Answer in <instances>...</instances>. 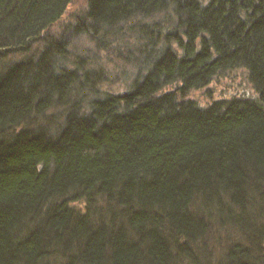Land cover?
<instances>
[{
	"label": "trees",
	"instance_id": "trees-1",
	"mask_svg": "<svg viewBox=\"0 0 264 264\" xmlns=\"http://www.w3.org/2000/svg\"><path fill=\"white\" fill-rule=\"evenodd\" d=\"M0 264H264V0H0Z\"/></svg>",
	"mask_w": 264,
	"mask_h": 264
},
{
	"label": "rangeland",
	"instance_id": "rangeland-1",
	"mask_svg": "<svg viewBox=\"0 0 264 264\" xmlns=\"http://www.w3.org/2000/svg\"><path fill=\"white\" fill-rule=\"evenodd\" d=\"M208 88L211 90V97L205 95V90L193 91L189 96L201 105H205L210 101L209 99L227 98L234 93L244 92L253 95L251 87L245 81L241 70H234L229 75L219 76L208 85ZM115 89L117 91L118 87L115 86Z\"/></svg>",
	"mask_w": 264,
	"mask_h": 264
},
{
	"label": "bare ground",
	"instance_id": "bare-ground-1",
	"mask_svg": "<svg viewBox=\"0 0 264 264\" xmlns=\"http://www.w3.org/2000/svg\"><path fill=\"white\" fill-rule=\"evenodd\" d=\"M66 14H67V13H66ZM66 14H65V15H66Z\"/></svg>",
	"mask_w": 264,
	"mask_h": 264
}]
</instances>
